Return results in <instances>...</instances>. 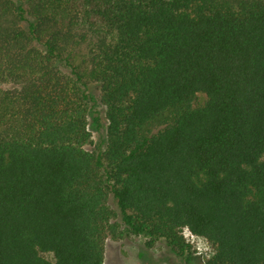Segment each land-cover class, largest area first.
Segmentation results:
<instances>
[{
	"label": "trees",
	"instance_id": "obj_1",
	"mask_svg": "<svg viewBox=\"0 0 264 264\" xmlns=\"http://www.w3.org/2000/svg\"><path fill=\"white\" fill-rule=\"evenodd\" d=\"M184 229L264 264V0H0V264Z\"/></svg>",
	"mask_w": 264,
	"mask_h": 264
},
{
	"label": "rangeland",
	"instance_id": "obj_2",
	"mask_svg": "<svg viewBox=\"0 0 264 264\" xmlns=\"http://www.w3.org/2000/svg\"><path fill=\"white\" fill-rule=\"evenodd\" d=\"M93 97V116L98 117V123L88 119V129L92 134L91 144L85 148L89 151L102 150L106 142L107 122L104 116V106L100 101L98 87L90 88ZM198 101L204 100L203 95H198ZM110 204L115 208L114 200ZM183 236L191 245V256L174 255L165 239L156 240L148 247V237L144 235H130L121 241L107 239L105 242L104 264H205L206 260L213 254L212 245L204 238L189 234L187 230L182 231ZM50 259L51 256L47 255Z\"/></svg>",
	"mask_w": 264,
	"mask_h": 264
}]
</instances>
